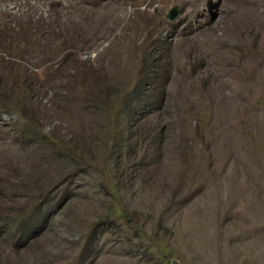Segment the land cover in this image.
<instances>
[{"label": "rangeland", "instance_id": "374dc122", "mask_svg": "<svg viewBox=\"0 0 264 264\" xmlns=\"http://www.w3.org/2000/svg\"><path fill=\"white\" fill-rule=\"evenodd\" d=\"M81 1L0 0V264H264V0Z\"/></svg>", "mask_w": 264, "mask_h": 264}, {"label": "trees", "instance_id": "16d2710c", "mask_svg": "<svg viewBox=\"0 0 264 264\" xmlns=\"http://www.w3.org/2000/svg\"><path fill=\"white\" fill-rule=\"evenodd\" d=\"M82 2V5H94V4H97L99 2V0H92V2H85V1H81ZM22 36H23V39L21 40V44L22 46L16 50V51H19L22 55H24L26 53V48H33V36L29 33V32H26V33H22ZM20 45H17L15 48L19 47ZM7 48V49H5ZM3 48V53H4V56L5 57H10L8 56L9 54V51H10V45H8L7 47ZM19 60H20V57H19ZM0 63L3 64V68L2 70H4L7 74H8V71L10 72V70H12V67L14 66L12 63L8 62V61H5L3 59H0ZM26 69H23L22 72H20V74L23 76V84H22V91H23V96H24V91L26 90V88H28V86H30V84H26L25 82L28 81V77L29 75L27 73ZM32 75H34V73H32ZM4 84L3 86L0 87V99L6 101L8 103L11 102V99L9 98V91L11 90V88L7 87L6 85V81L2 78V80H0V85ZM15 87L17 85H14ZM33 87V86H32ZM122 132H124L125 130L122 129L121 130ZM127 146L123 143V141L120 142V144L118 145V150L119 152L123 151L124 149H126Z\"/></svg>", "mask_w": 264, "mask_h": 264}, {"label": "water", "instance_id": "95a60500", "mask_svg": "<svg viewBox=\"0 0 264 264\" xmlns=\"http://www.w3.org/2000/svg\"><path fill=\"white\" fill-rule=\"evenodd\" d=\"M176 12H177V7H173L169 11V13L167 14V19L170 20V21H172L174 19V17H175Z\"/></svg>", "mask_w": 264, "mask_h": 264}]
</instances>
